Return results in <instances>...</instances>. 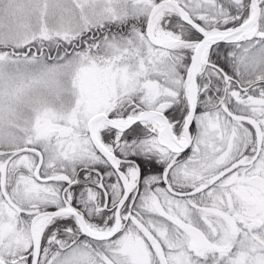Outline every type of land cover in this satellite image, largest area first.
Returning <instances> with one entry per match:
<instances>
[{
    "label": "snow or ice",
    "instance_id": "obj_1",
    "mask_svg": "<svg viewBox=\"0 0 264 264\" xmlns=\"http://www.w3.org/2000/svg\"><path fill=\"white\" fill-rule=\"evenodd\" d=\"M0 264H264V0H0Z\"/></svg>",
    "mask_w": 264,
    "mask_h": 264
}]
</instances>
